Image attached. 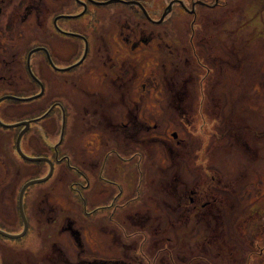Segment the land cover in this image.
<instances>
[{"label":"flooded vegetation","instance_id":"flooded-vegetation-1","mask_svg":"<svg viewBox=\"0 0 264 264\" xmlns=\"http://www.w3.org/2000/svg\"><path fill=\"white\" fill-rule=\"evenodd\" d=\"M258 2L0 0V230L23 234L0 233V264H178L193 218L210 244L222 229L233 264L264 259V230L240 228V176L211 166L216 150L252 155L264 139ZM19 104L40 114L15 120ZM21 134L44 160L18 152ZM186 166L196 176L179 184ZM41 176L52 185L21 198ZM31 231L36 249L8 243Z\"/></svg>","mask_w":264,"mask_h":264},{"label":"rangeland","instance_id":"rangeland-1","mask_svg":"<svg viewBox=\"0 0 264 264\" xmlns=\"http://www.w3.org/2000/svg\"><path fill=\"white\" fill-rule=\"evenodd\" d=\"M260 1H261V3H259ZM259 2H258V4H263L260 6L263 9L264 0H259ZM260 7H259L260 10L258 11V13L263 12L261 15H264V11H263L264 9L261 10ZM258 24H259V25H257L258 30L261 28L260 26L263 25L261 30H263V34H264V23L258 21ZM256 45H257V51H256V56H255L256 66H257L256 75H257V84H258V89H259V87L264 88V84H263V80H262V77H263L262 72L264 71V69L261 70L258 67L259 64L264 60V52L262 51V46L264 45V41L258 39ZM245 71H247V70H245ZM257 99H259V97ZM263 103H264V101L261 102V100L255 101L254 104L251 103L252 106H254V108L256 109V126H254V127L258 128L260 131H264V118H261V116H263V108H262ZM19 105H22V104H19ZM36 105H37V103H33L32 108ZM22 106H23L22 109L20 108L18 110L17 114L15 115V117H14L15 120L32 118V117L38 116L40 114V111H37L36 109H32L31 107H28V106H27V108H24L25 105H22ZM39 125H40V123H39ZM194 134H195L194 141L196 143V147L198 148L201 145L199 139L203 135V134H201L200 126H198V130L196 132H194ZM203 140H205V138H203ZM260 145L259 146L261 149L259 150V148H258V149H256V151L254 150L252 155H249L248 153L244 152L243 150H240V153L235 152V154H233L232 151H229L226 149L216 150V152L212 155L214 158L211 162V166L212 165L218 166L216 168L217 169L219 168V171L222 173H228L227 170H230L229 171V173H231L230 176H235V177L240 176V181H241L240 190L241 191H240L238 197H239V204H240V206L244 207V210H240L238 212V213L242 214V216L240 218L241 220L239 219V222H240V228L242 229V231H245L247 233H256L257 231L260 230V228L262 230H264V139L262 140ZM23 149L26 153L32 154L28 145L25 144V141L23 142ZM216 157L219 159V161L217 160ZM18 160H20V159H18ZM20 161H22V160H20ZM22 162H24V161H22ZM191 166L195 167L194 163H192ZM198 167H196L195 169L196 170L199 169ZM208 167H210V166H208ZM200 168L202 169V168H204V166L200 165ZM206 169H207V167H206ZM196 170H193V171H196ZM185 172L188 174V176H182V179L179 180V184L182 183L181 180H185V179L193 180L196 176V173H197V172H191L192 176H190L189 175L190 174L189 173V166H188V169L186 166ZM245 176H249L251 178L250 183L247 184L248 178L246 180H244ZM41 177H45V176H41ZM48 183L42 182V184H40V183L37 185L34 184L32 186L33 191L34 190L39 191L41 189H44L48 185ZM52 183L53 182H50L49 183L50 185H48V187L51 186ZM61 189H63V186L61 187ZM60 193H62V191H60ZM232 193H236V191H234ZM63 198L61 196H56V194L53 197L51 196V199H53L55 202L64 201ZM161 204H163V203H161ZM250 206H251V208H250V210H248V208ZM254 206L258 210H256V211L253 210V209H255V208H253ZM245 207H246V209H245ZM252 212H261L263 215L262 216L254 215L253 216ZM227 213L230 215V212H227ZM250 214H251V218H250ZM10 215H12V214H10ZM228 216H226V219ZM230 219L232 222L233 218L230 217ZM249 219H250V221L248 222ZM245 221H247V223H251V224H247V223H245ZM196 222H197V220L195 218L191 219V221L189 222V230H191L190 228L195 227V229L192 232H190V234L185 236L182 231L180 233V235L183 238H185L186 241L182 240L181 245L179 246V249L177 251L178 258H179L177 260L178 264H184V258L185 257L190 258L189 259L190 261L187 264H191L192 262L193 263L196 262V261H194L195 259L196 260L201 259L203 261V264H233V261L228 260V258H230L229 257L230 255H228L226 253H221L222 249H220V247H221L220 243L223 239V236L221 235L222 229L218 230V233L220 235L218 236L217 241L210 244V240L205 239L207 234H208V231H205V229H202L201 225L200 224L197 225ZM254 223H257V224H254ZM236 225H239V224H236ZM229 229H230V237H232V239H230V241H233V239H234V235H233L234 228L231 224H230ZM229 229L226 228V231H229ZM162 232L163 231H161V233L159 235L162 236V234H163ZM171 234H173V235H171ZM171 234H170L171 236H174V233H171ZM34 236H35V234L31 231L30 234L28 235V237L24 241L20 242L18 239H8V243L10 244V246H12V248L23 249L26 247L28 249L34 250L39 246V243H38L36 237H34ZM163 239L164 238H162V240ZM255 241H257L256 245H260V244L262 245V243H264V236H262L261 239H258ZM173 242L174 241L172 240L171 243H173ZM205 245H207V246L205 247ZM164 251H166V250H162V252H164ZM167 257H170L168 252H167ZM175 257L177 259V256H175ZM192 258H195V259L192 260ZM258 259L259 258H256L255 261L253 262V264L258 262ZM162 261H164L163 263L166 262L165 260H162ZM208 261H210L211 263H208ZM163 263L161 262V264H163Z\"/></svg>","mask_w":264,"mask_h":264},{"label":"water","instance_id":"water-1","mask_svg":"<svg viewBox=\"0 0 264 264\" xmlns=\"http://www.w3.org/2000/svg\"><path fill=\"white\" fill-rule=\"evenodd\" d=\"M29 124H30V122H23L22 124H20V125H26V126H29ZM23 134V133H22ZM22 134L19 136V138H18V141H17V147H18V152L23 156V157H26L24 154H23V152H22V150H21V148H20V140H21V136H22ZM27 159H29V160H31V161H42V160H44V159H42V158H28V157H26ZM51 164V170H50V173L53 171V165H52V163H50ZM49 177V176H48ZM48 177H45V178H43V179H36V180H33V181H30V182H28L25 186H24V188L22 189V192H21V198L23 197V194H24V191L26 190V188L27 187H29V186H31V185H34V184H38V183H42V182H44ZM21 211H22V213H23V210L21 209ZM27 230V223H26V221H25V231ZM24 231V232H25ZM0 233L2 234V235H6V236H10V237H20V236H22L23 234H21V235H17V236H14V235H11V234H9V233H6V232H4V231H1L0 230Z\"/></svg>","mask_w":264,"mask_h":264},{"label":"trees","instance_id":"trees-1","mask_svg":"<svg viewBox=\"0 0 264 264\" xmlns=\"http://www.w3.org/2000/svg\"><path fill=\"white\" fill-rule=\"evenodd\" d=\"M35 165H41V164H35ZM35 176H32V178H34ZM37 177V176H36ZM229 232H230V230H229ZM229 239H232V237H230V234H229ZM252 254H254V255H256V257H258L259 259H258V262H256L257 264H264V259L263 258H260L259 257V254H257V253H255V252H253V251H251V255ZM208 263H211L210 261H208Z\"/></svg>","mask_w":264,"mask_h":264}]
</instances>
